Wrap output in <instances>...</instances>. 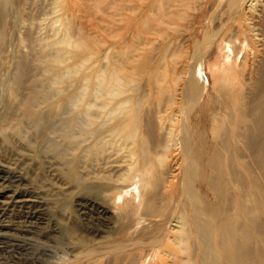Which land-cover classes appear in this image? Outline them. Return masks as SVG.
<instances>
[{
    "label": "rangeland",
    "instance_id": "obj_1",
    "mask_svg": "<svg viewBox=\"0 0 264 264\" xmlns=\"http://www.w3.org/2000/svg\"><path fill=\"white\" fill-rule=\"evenodd\" d=\"M201 2L205 3L206 0H190L191 4L188 7L177 1L170 3L169 0H0V165L3 167L0 173L8 179L15 174L18 175L17 183L20 184L22 181L21 187L34 189L36 193H40L46 202L42 215L48 218L47 224H39L36 229L34 228V232L23 234L25 238L23 246L27 247L26 250L14 248V240L8 241V250L13 248L9 252L13 257L3 250L0 243V264H6L4 260L12 261L14 258L18 264H29L28 257L33 255L39 256L42 264L44 261L45 264H63L78 248L87 250L90 246L106 245L109 244L106 242L110 241L125 244L126 251L136 253L139 258L147 251L149 254L152 253L150 250L157 246L154 239L161 236L163 230L175 221L170 220L167 225L158 227L160 219L148 215L146 209H137L138 197L134 198L131 195L137 190L134 184L125 187L128 204L122 201L113 204L111 200L102 198L101 190L107 188L108 184L110 187L121 183L122 177L119 174L122 173L109 170L117 161H111L112 164L104 167L99 163L108 154H111L112 160L117 158L119 154L114 153L115 147L122 146L130 139L125 138L124 141V135L117 134L102 137L101 141L99 139L105 134L102 132H105L118 117L131 111L132 106L136 104L135 99L137 100L142 93L145 92V96L140 105L156 99L157 94L155 95V86L152 83L155 85L159 83L158 86L167 90L166 95L160 91L161 99L158 101L161 106L165 105V99L173 92L174 87L176 89L182 87L191 58L193 59L199 52L202 54L206 47L204 44L201 47L204 29L217 28L226 18L222 12L229 8L228 0H215L203 7L199 4ZM213 16H216L215 20L211 19ZM160 29L162 33H158ZM216 50L215 44L212 43L203 52L205 56L202 72L197 76L198 83H206L203 100L214 95L218 85L207 68L210 61L217 57ZM194 51L197 53H193ZM20 58L32 60L28 61L30 72L42 86L43 95L44 93L46 95L41 96L39 106L34 107L40 110L42 118L32 120L31 117L22 116L7 123L9 108L18 101L14 96L18 97L16 77ZM96 76L105 77L110 81L113 77L117 78L120 82L117 81L113 85L116 86V92H113L114 88L110 94L106 93L99 82H95ZM52 77H60L59 80L54 78L58 83L56 81H53L56 84L53 83ZM144 84L148 86L146 89ZM117 88L121 90L118 91ZM126 97L131 101L119 103ZM85 109L89 112L88 118H84ZM171 109L167 108L164 112L169 120L171 117L175 116L176 119L179 116L178 111L174 113L176 103L175 109ZM99 112L103 113L100 115ZM52 113L56 114L51 115ZM175 138L176 136H171V141L175 142ZM103 174L111 178L99 181V176ZM1 183L0 180V185ZM80 196L99 197L96 199L103 200L107 209L101 211L97 207H92L87 213V218L83 220L85 214H81L77 202ZM0 200L6 201L0 203V208L4 211L14 205L10 203L8 197L0 196ZM55 219L62 223H76L77 228L68 237L67 242H62L57 237H49V234L55 233L53 228ZM84 222H89L91 228H86ZM15 233L22 235L20 232ZM86 236L97 237L96 239L102 241L78 247L79 237L87 238ZM1 239L6 241L7 238L0 236V241ZM136 241L141 243L133 244ZM17 249L26 253L19 256ZM189 250V253H186L189 258L185 252L183 253L185 264L187 262L195 264L192 250L191 252ZM47 254L51 256L47 258ZM145 257L152 256L145 254L143 257L147 263L145 261L142 263L149 264L151 258Z\"/></svg>",
    "mask_w": 264,
    "mask_h": 264
},
{
    "label": "bare ground",
    "instance_id": "obj_2",
    "mask_svg": "<svg viewBox=\"0 0 264 264\" xmlns=\"http://www.w3.org/2000/svg\"><path fill=\"white\" fill-rule=\"evenodd\" d=\"M175 1L187 7L191 4L190 0H169L170 3ZM212 1L215 0H206L205 3L199 4L203 7ZM228 1L229 8L222 12L226 18L220 22L217 28L204 29L201 44V47L203 44L210 47L214 43L216 51H218L217 57H214L215 59H212L207 65L211 76L218 83L215 94L210 95L207 100H203L206 83L197 82L198 73L202 72L205 47L203 52L201 51L202 54L193 52L197 54L193 59L191 58L182 87L180 86L179 89L174 87L175 90L173 89V92L165 99L164 106H161L158 100L161 99V97L159 98L160 91L165 94L166 89H162V86H158L159 83L154 80L158 83L157 85L152 83L155 86L156 99L140 105L145 96V92L142 93L137 100L135 99L136 104L132 106L131 111L118 117L105 129V132H102L105 134L99 139L101 141L102 137L115 134L124 135L123 140L130 139L122 146L115 147L114 153L119 154L117 158L112 160L110 159L111 154H108L99 163L104 167L112 164L111 161H117L109 170L122 173L119 174L122 177L121 183L110 187L108 184L107 188L101 190L102 198L111 200L113 204L119 201L127 203V188L125 189V187L134 184L137 190L131 195L134 198L138 197L137 209H146L148 215L156 217L157 220L160 219L158 227L167 225L170 220L175 221L163 232L161 231L162 234L160 232L161 236L154 239L157 246L150 250L152 253L149 254L147 251L142 254V256L145 254L152 256L149 264H185L186 259L183 257V253L188 254L189 249L192 250L195 264H264V0ZM180 16L183 17V15ZM215 17L213 16L211 19L215 20ZM174 21L177 20L174 19ZM159 31L158 33H162V30ZM174 48L176 49V47ZM179 50L177 49V51ZM240 54L241 57H239ZM29 58L31 59V57ZM28 59L22 58L17 67L18 97L14 96V98H18V101H15V105L9 108L6 116L9 119L7 123L22 116L31 117L32 120L42 118L40 110L34 107L39 106L38 101L45 93L43 95L42 86L30 72L28 61L32 60ZM101 76L100 78L96 76L98 80L95 79V82H99L101 88L110 94L116 87L113 85L120 81L114 77L110 81L105 78V74V77ZM52 78L53 82L58 77ZM54 78L56 79L54 80ZM120 80L122 79L120 78ZM134 80L135 78L132 81L134 82ZM56 82L58 83V81ZM56 82L53 83L56 84ZM147 87L145 85V89ZM98 89L100 90V88ZM113 92H116V88ZM166 93L168 94V92ZM162 99L164 100V98ZM128 100L131 101L126 97L119 103L128 102ZM175 103L176 112L174 113L178 111L179 116L175 114L177 118L174 119L173 115L174 118H170L171 122L164 112L167 108L174 110ZM118 105L117 107H120ZM85 110L84 118H88L89 112L87 109ZM169 113L173 114L171 111ZM53 114L56 113L51 115ZM171 136H176L175 142L171 141ZM9 137L11 136L9 135ZM94 146L96 145L94 144ZM2 169L3 167L0 165V171ZM13 176L8 179L3 173H0L2 182L0 196L8 197L10 203L14 204L7 211L0 208V236L7 238L6 241L1 239L0 243L7 253L13 249L8 250V241L14 240V248H22L24 251L27 247L23 246L25 239L23 234L34 232V228L36 229L39 224L48 223V218L42 215L46 204L44 197L40 193H36L34 189L21 187L22 181L20 184L17 183L18 175ZM108 178L111 177L103 174L98 179L102 181ZM115 181L117 182V180ZM96 198L99 199V197ZM96 198L80 196L78 201L76 200L80 205L81 211H79L81 214H85V217H82L83 220L87 218V213L92 207H97L101 211L107 209V206L103 204L104 201ZM134 200L136 201V199ZM5 202V200H0V203ZM170 204L173 205L170 206ZM15 210L19 212L17 213ZM89 222H84L83 225L89 228ZM53 226L55 233L49 234V237H57L62 242H67L68 237L77 228L76 223H62L59 219H55ZM15 232H20L22 235ZM96 238L79 237L77 246L102 241ZM106 243L109 244L90 246L87 250L78 248L63 264H143L144 261L146 262L143 260L144 256L139 255L142 257L141 261V257L139 258L136 253L126 251L125 244L113 241ZM138 243L141 241H136L133 244ZM18 249L16 252L19 256L26 253V251L22 252ZM49 255L51 256V254ZM49 255L47 254V258ZM11 257L13 256L11 255ZM28 258L30 259L29 264H42L39 256L33 255ZM15 259L4 260V262L18 264Z\"/></svg>",
    "mask_w": 264,
    "mask_h": 264
}]
</instances>
